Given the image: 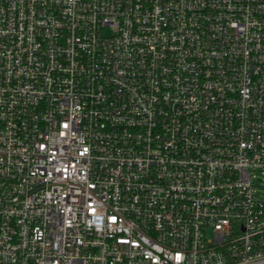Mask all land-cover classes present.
<instances>
[{
    "label": "built area",
    "instance_id": "built-area-1",
    "mask_svg": "<svg viewBox=\"0 0 264 264\" xmlns=\"http://www.w3.org/2000/svg\"><path fill=\"white\" fill-rule=\"evenodd\" d=\"M264 0H0V264H264Z\"/></svg>",
    "mask_w": 264,
    "mask_h": 264
},
{
    "label": "rangeland",
    "instance_id": "rangeland-1",
    "mask_svg": "<svg viewBox=\"0 0 264 264\" xmlns=\"http://www.w3.org/2000/svg\"><path fill=\"white\" fill-rule=\"evenodd\" d=\"M254 187L264 196V175L257 173V177L254 180Z\"/></svg>",
    "mask_w": 264,
    "mask_h": 264
}]
</instances>
